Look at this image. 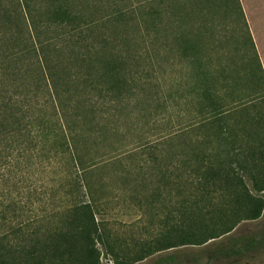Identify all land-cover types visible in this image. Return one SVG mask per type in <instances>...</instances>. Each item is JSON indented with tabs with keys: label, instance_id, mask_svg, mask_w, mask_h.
Returning a JSON list of instances; mask_svg holds the SVG:
<instances>
[{
	"label": "trees",
	"instance_id": "1",
	"mask_svg": "<svg viewBox=\"0 0 264 264\" xmlns=\"http://www.w3.org/2000/svg\"><path fill=\"white\" fill-rule=\"evenodd\" d=\"M226 1L257 69L217 49L202 0H0V264H101L99 244L133 264L218 239L194 264H233L261 243L232 232L264 209V70ZM114 199L157 237L118 252L97 217Z\"/></svg>",
	"mask_w": 264,
	"mask_h": 264
},
{
	"label": "rangeland",
	"instance_id": "2",
	"mask_svg": "<svg viewBox=\"0 0 264 264\" xmlns=\"http://www.w3.org/2000/svg\"><path fill=\"white\" fill-rule=\"evenodd\" d=\"M229 4L226 0H202V7L206 15L201 22L202 30L211 31L217 49L225 55L226 53L232 55L236 61L237 69H241L246 73L250 68L257 69V62L249 50L248 44L244 48L240 43L242 36H245V30L238 11L234 9V12H232ZM246 50L248 54L245 53ZM255 81L253 80V83ZM249 83H252V80H248ZM102 146V151L111 148L105 143ZM128 148L130 146L119 148L118 151H124ZM38 178V184L44 183L48 179L45 174H39ZM111 206L112 208H110ZM109 208L105 214H98L97 217L104 221L110 234L114 235L110 236V241L116 250L119 249L118 252L120 253H123L122 248L133 251L141 243L151 241L157 237L162 228L158 218H151L148 213L137 209L132 200L120 201L114 199L109 203ZM150 220L151 223H149ZM260 233L263 234L261 243L235 257L233 264H264V209L258 219L241 222L232 232V235L239 237L245 234L259 235ZM222 239L226 242V238ZM220 240L210 242L207 245H182L162 250L133 264H151L158 258L168 257L169 255H172L174 262L182 264H194L197 258L203 262L209 247L214 246ZM99 247L101 264H116L113 256L102 245L99 244ZM218 264H222V262Z\"/></svg>",
	"mask_w": 264,
	"mask_h": 264
},
{
	"label": "crops",
	"instance_id": "3",
	"mask_svg": "<svg viewBox=\"0 0 264 264\" xmlns=\"http://www.w3.org/2000/svg\"><path fill=\"white\" fill-rule=\"evenodd\" d=\"M264 70V0H240Z\"/></svg>",
	"mask_w": 264,
	"mask_h": 264
}]
</instances>
